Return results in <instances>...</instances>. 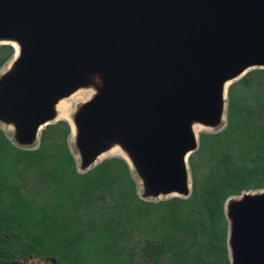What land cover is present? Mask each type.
<instances>
[{
	"label": "water",
	"instance_id": "1",
	"mask_svg": "<svg viewBox=\"0 0 264 264\" xmlns=\"http://www.w3.org/2000/svg\"><path fill=\"white\" fill-rule=\"evenodd\" d=\"M0 125L34 147L77 92L70 120L78 169L113 149L140 196L191 192L195 125L224 127L227 91L264 68V0H0ZM105 155V156H104ZM230 264H264V189L226 199Z\"/></svg>",
	"mask_w": 264,
	"mask_h": 264
},
{
	"label": "trees",
	"instance_id": "2",
	"mask_svg": "<svg viewBox=\"0 0 264 264\" xmlns=\"http://www.w3.org/2000/svg\"><path fill=\"white\" fill-rule=\"evenodd\" d=\"M14 48L0 44V70ZM65 119L34 147L0 127V264H230L227 198L264 189V68L227 91L226 123L199 133L191 192L145 200L118 155L79 171Z\"/></svg>",
	"mask_w": 264,
	"mask_h": 264
},
{
	"label": "bare ground",
	"instance_id": "3",
	"mask_svg": "<svg viewBox=\"0 0 264 264\" xmlns=\"http://www.w3.org/2000/svg\"><path fill=\"white\" fill-rule=\"evenodd\" d=\"M82 94H83V92H77V93H74L73 95H71L70 97H68L66 99H62V100H60L58 102V104L56 105V108H57V111H58L59 118L68 119L69 108L71 107V105L73 107V103L75 101L79 100L82 97ZM200 129L201 128H200L199 125H195L194 126V130L196 132H198ZM117 151H118L117 149H113L109 153H114V152H117ZM118 153H119V151H118Z\"/></svg>",
	"mask_w": 264,
	"mask_h": 264
},
{
	"label": "rangeland",
	"instance_id": "4",
	"mask_svg": "<svg viewBox=\"0 0 264 264\" xmlns=\"http://www.w3.org/2000/svg\"><path fill=\"white\" fill-rule=\"evenodd\" d=\"M8 64V63H7ZM7 64L0 70V72L2 71V70H4L5 69V67L7 66ZM72 110H73V108H72V105H71V107L69 108V115H68V119L67 120H70V115H71V112H72ZM58 120L59 119H64V118H59V116L57 115V117H56ZM70 125V124H69ZM0 127L5 131V133L11 138V129L10 128H7L6 126H2V125H0ZM70 127H71V125H70ZM205 130H208V129H206V128H202V129H200L199 130V132H202V131H205ZM73 133H72V127H71V134H70V138H69V143H70V146H71V150H72V140H73V135H72ZM73 151V150H72ZM109 153V152H108ZM106 154L107 155V157H109V156H113V155H119L118 154V151L117 152H114V153H109V154ZM190 171V170H189ZM139 187H140V185H139Z\"/></svg>",
	"mask_w": 264,
	"mask_h": 264
}]
</instances>
